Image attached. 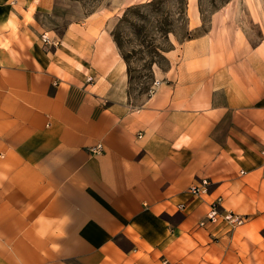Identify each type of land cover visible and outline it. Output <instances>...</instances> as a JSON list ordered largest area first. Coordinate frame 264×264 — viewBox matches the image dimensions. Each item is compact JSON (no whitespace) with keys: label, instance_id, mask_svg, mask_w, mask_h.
I'll list each match as a JSON object with an SVG mask.
<instances>
[{"label":"crops","instance_id":"obj_1","mask_svg":"<svg viewBox=\"0 0 264 264\" xmlns=\"http://www.w3.org/2000/svg\"><path fill=\"white\" fill-rule=\"evenodd\" d=\"M56 3L0 0V264H264V36L182 41L135 102L113 11ZM216 196L246 221L198 226Z\"/></svg>","mask_w":264,"mask_h":264},{"label":"rangeland","instance_id":"obj_2","mask_svg":"<svg viewBox=\"0 0 264 264\" xmlns=\"http://www.w3.org/2000/svg\"><path fill=\"white\" fill-rule=\"evenodd\" d=\"M104 8L113 11L111 32L135 102L158 83L166 52L182 41L264 36V0H57L49 25L61 33L68 21Z\"/></svg>","mask_w":264,"mask_h":264},{"label":"built area","instance_id":"obj_3","mask_svg":"<svg viewBox=\"0 0 264 264\" xmlns=\"http://www.w3.org/2000/svg\"><path fill=\"white\" fill-rule=\"evenodd\" d=\"M42 40L46 45H51L56 43L55 38H49L45 33L41 35ZM103 150V146L100 142L89 147V152L99 153ZM264 152V151H262ZM208 180L203 178L199 183L193 184L189 187V191L192 194L199 195L201 192L206 190L208 185ZM179 209L184 208L183 204L178 205ZM247 219V216L243 213L236 212L231 209L224 208L222 206V197L216 196L209 202V206L205 215L198 220L197 225L201 227H208L212 225L222 224L228 226L229 228H235L243 224Z\"/></svg>","mask_w":264,"mask_h":264}]
</instances>
